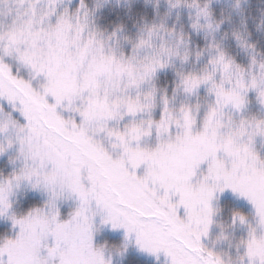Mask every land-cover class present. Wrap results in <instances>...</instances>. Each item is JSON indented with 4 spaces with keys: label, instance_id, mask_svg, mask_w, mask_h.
<instances>
[{
    "label": "clouds",
    "instance_id": "obj_1",
    "mask_svg": "<svg viewBox=\"0 0 264 264\" xmlns=\"http://www.w3.org/2000/svg\"><path fill=\"white\" fill-rule=\"evenodd\" d=\"M106 14L113 18L107 23ZM229 39L246 63L229 53ZM0 63L17 82L0 76L5 97L14 96L11 103L2 99L9 111L0 106V158L7 168H0V187L9 205L0 215L5 226L0 241L15 239L21 230L11 217L57 212L61 222L71 221L81 208L65 175L44 179L54 167L43 136L29 132L22 111L21 101H27L23 85L43 94L49 68L62 84L71 82L76 89L70 102L65 98L57 105L58 114L79 123L76 109L88 110V135L110 151L115 138L96 129L125 133L133 124L147 129L148 121H159L166 108V130L158 137L153 126L142 136L141 146L166 145L186 132L203 134L217 145L226 140L245 145L251 137V149L264 159V135L257 132L258 124L264 127V0H0ZM33 65L44 69L38 72ZM166 70L173 77L170 91L167 78L161 82L158 75ZM47 99L55 103L51 96ZM32 107L39 128L41 113ZM157 108L160 115L155 119ZM203 166L193 183L206 171ZM24 172H30L31 179H15ZM224 192L211 201V223L201 243L221 264H260V256L250 261L247 246L254 237L257 248L264 250V222L251 204L250 213L234 209L225 219L220 204ZM30 197L38 203L18 210ZM62 207L67 208L63 215ZM84 208L75 223L86 219L91 225L92 248L105 264H124L129 246L136 245L134 238L125 239L123 229L102 223L104 213L94 201ZM25 230L30 231L28 224ZM113 230H123L119 244L109 243L104 235Z\"/></svg>",
    "mask_w": 264,
    "mask_h": 264
},
{
    "label": "snow or ice",
    "instance_id": "obj_2",
    "mask_svg": "<svg viewBox=\"0 0 264 264\" xmlns=\"http://www.w3.org/2000/svg\"><path fill=\"white\" fill-rule=\"evenodd\" d=\"M43 69L44 65L36 68L38 72ZM0 76L17 83L2 63ZM23 88L27 101L21 102L25 104L23 115L29 121L27 128L30 133L43 136L54 167V172L44 179L65 175L69 189L81 201V208L71 221L61 222L57 212L48 217H11L21 230L15 239L0 241V264H105L102 254L92 248L91 225L86 219L75 223L84 206L92 201L104 213L102 223L123 229L125 239L134 238L142 251L163 253L169 264H221L201 243L211 223V201L218 192L230 190L244 198L264 222V159L251 149V137L245 145H234L231 140L217 145L203 134L192 136L186 132L166 145L141 146L142 136L149 135L153 126L158 137L166 130L165 108L159 121H148L147 129L135 124L125 133L105 127L96 129L115 138L110 151L88 135L92 119L88 110L76 109L80 113L79 123L65 121L56 111L62 100L67 98L70 102L75 94L71 82L62 84L49 68L43 94L32 92L28 85ZM260 95L264 96V92ZM49 96L55 103L48 102ZM3 98L10 103L14 100L11 93L5 97V91L0 89V99ZM33 105L41 113L39 128L34 123L37 118ZM257 132L264 135V127L258 124ZM133 140L135 144L131 143ZM201 165H206V171L193 183ZM31 176L24 172L15 179ZM8 207L5 189L0 187V215ZM240 219L243 221V217ZM26 224L30 231L25 230ZM247 255L250 261L260 256V264H264V250L257 248L254 237L248 243Z\"/></svg>",
    "mask_w": 264,
    "mask_h": 264
},
{
    "label": "trees",
    "instance_id": "obj_3",
    "mask_svg": "<svg viewBox=\"0 0 264 264\" xmlns=\"http://www.w3.org/2000/svg\"><path fill=\"white\" fill-rule=\"evenodd\" d=\"M218 12V9H217ZM113 18L111 16H108L106 14V19H105V23H107L108 21L112 20ZM183 20V17H182ZM185 27H187L186 22H185ZM196 42L198 44H201L202 41L197 37L195 38ZM226 48L229 51L230 54H232L234 56V58L237 60V62L239 63H246V58L243 56L242 53L239 52V49L236 48L234 42L232 40H228L226 42ZM160 76V80L161 82L164 81L165 78H167L168 82H169V91H170V87H171V81L173 79L172 77V73L170 71H165L164 73H160L158 74ZM200 94L203 95V90H200ZM251 111L255 112V108L254 105L252 104L250 106ZM159 109V108H157ZM157 112V111H156ZM159 112V111H158ZM157 112V113H158ZM155 119L159 118V114L154 115ZM0 168H4V163H2V161L0 162ZM5 171H7V168H4ZM38 203V198L37 199H33V198H29L28 200H26L18 210H25L27 209V207H29L32 204ZM220 204L223 206V216L225 219H227L230 215V211L234 210V209H238L241 210L244 213H250V209L249 207L243 203L242 201L236 199V198H232L229 196H224L220 198ZM212 231H215V228L212 229ZM5 232V226L0 223V235H3ZM107 239L109 240V243H115V244H119L122 240V236L119 235H113V234H109L106 233L104 234ZM102 239V237H98L97 240ZM124 264H161L160 261H156L154 259H150L148 257L142 256L137 254V252H135L133 249H131L130 247L128 248V252H127V259L124 261Z\"/></svg>",
    "mask_w": 264,
    "mask_h": 264
},
{
    "label": "rangeland",
    "instance_id": "obj_4",
    "mask_svg": "<svg viewBox=\"0 0 264 264\" xmlns=\"http://www.w3.org/2000/svg\"><path fill=\"white\" fill-rule=\"evenodd\" d=\"M13 71H15L14 68H13ZM201 90H203V89H201ZM253 105H254V108H255V110H256V106H255V104H253ZM0 106L4 107L5 111H9V110H10V107H9V105L7 104V102L4 101V100H2V99H0ZM156 111L158 112L159 109H156V110L154 111L153 116L156 115V114H159V115H160V111H159L158 113H157ZM13 116H14V118H16V119H18V120H20V121H23V117H21V116L19 115V113L13 112ZM257 146L259 147V144H258ZM260 153H261V155H264V149H261V150H260ZM1 161H2V163H4L3 158H0V162H1ZM202 167H204V166L202 165ZM138 171H139V170H138ZM224 196H229V197L236 198V199L242 201V202L245 203V204L249 207V209L251 210V205H250V203H249L247 200H245L244 198L239 197V196L233 194L230 190H225V192H224L223 194H221L220 198H221V197H224ZM66 212H67V208H66V207H62V208H61V213H62V215L65 214ZM182 212H183V210L181 209V210H180V214H181V215H182ZM106 233L113 234V235H119V236H122V237H123V230L106 231L105 234H106ZM96 239H98V237H96ZM129 247H130L131 249H133L135 252H137V254H139V255H142V256L148 257V258H150V259H154V260H156V261H160L161 264H169L168 258H167L163 253H158V254H155V255L150 254V253H147V252H145V251L140 250V249L138 248V246H136L134 243L131 244Z\"/></svg>",
    "mask_w": 264,
    "mask_h": 264
}]
</instances>
